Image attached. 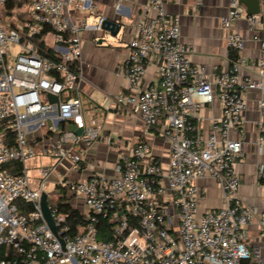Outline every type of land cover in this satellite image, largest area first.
I'll return each mask as SVG.
<instances>
[{
	"label": "built area",
	"instance_id": "2783aa9c",
	"mask_svg": "<svg viewBox=\"0 0 264 264\" xmlns=\"http://www.w3.org/2000/svg\"><path fill=\"white\" fill-rule=\"evenodd\" d=\"M8 1L0 0V264H263L261 246H250L249 228L257 226L264 246V212L242 199L237 165L244 159V141L231 134H244L249 95L256 93L254 144L263 158L256 179L264 181V37L261 56L251 64L256 75H245V41L234 30L241 19L250 29L261 24L264 30V0L258 15L231 1L220 26L228 49L240 57L218 74L194 63L193 49L182 43L181 17L166 10L167 1L181 0H145L123 62L128 94L113 98L111 108L140 121L146 136L162 138L168 162L140 138L111 167L75 150L91 147L104 132L96 113L86 118L80 85L83 39L100 34L108 17L94 0H10V12ZM195 3L199 9L201 0ZM121 8L119 2L116 10ZM93 14L91 25L87 17ZM150 67L154 78L148 80ZM215 101L220 114L209 119L204 134L195 119ZM49 134L58 136L57 144H46ZM38 156L56 164L41 167L39 185L32 188L26 163ZM65 163L69 170L90 173L81 179L65 174L56 184L82 201L87 225L71 236L64 216L50 207L56 237L41 198L50 176L59 165L67 168ZM206 178L216 181L224 206L201 213ZM21 204L30 209L23 212ZM101 220L114 223L105 239L98 233Z\"/></svg>",
	"mask_w": 264,
	"mask_h": 264
},
{
	"label": "crops",
	"instance_id": "0c3cea01",
	"mask_svg": "<svg viewBox=\"0 0 264 264\" xmlns=\"http://www.w3.org/2000/svg\"><path fill=\"white\" fill-rule=\"evenodd\" d=\"M232 0H201L199 9H196L195 0H181L180 2L167 1L166 10L181 17L182 43L193 49L191 59L194 63L207 67L209 73L218 74L231 66L229 52L226 45V32L220 26V19L225 16L230 8ZM99 6V13L104 14L112 20L120 21L124 26V41L119 50H107L99 44L98 38L101 34H87L83 39L82 75L83 81L80 85L81 96L85 102L86 118L97 115L103 121L104 132L102 138L91 147L77 145L76 151L85 153L91 160H99L111 167L121 154L129 152L140 138H146L152 145L154 152L168 162L167 146L159 136H146L144 125L130 117H119L111 108L112 99L121 94H128V83L123 72V62L127 56V46L136 34V25L146 12L145 0H94ZM121 2L123 8L117 11L116 6ZM245 9V8H244ZM76 20L79 18L74 16ZM234 30L239 33L244 41L245 48L241 55L249 62L248 67L242 69L243 74L256 75V70L251 66L261 56V42L264 30L261 24L255 29H250L245 19L237 21ZM154 78V69H148L147 79ZM257 95L252 92L249 95V107L245 113L246 123L244 134L232 132L233 139L244 141V159L237 165V171L241 176L240 194L247 206L257 208L264 212V181L256 179L258 166L263 158L257 153L255 139L258 131L256 122L259 112L256 105ZM96 110V112L94 111ZM220 114V103L215 101L201 112V119H195V123L201 127L204 134L209 129V119ZM70 129L74 126L71 124ZM58 136L49 134L46 144H57ZM43 158V157H42ZM47 166L56 164L53 159H47ZM57 166L55 173L49 178L51 188L50 195L56 193V184L59 177L68 174L72 179L88 177L90 173L85 170H69V164ZM203 197L199 202L200 212L208 209L217 210L224 206L223 192L217 186L215 180L206 178L201 182ZM49 194V193H48ZM73 206L85 213L81 200L73 198ZM250 246H261V254L264 264V246L259 239L257 226L249 228ZM43 264V263H38ZM72 264H76L73 262ZM246 264H254L249 261Z\"/></svg>",
	"mask_w": 264,
	"mask_h": 264
},
{
	"label": "trees",
	"instance_id": "16d2710c",
	"mask_svg": "<svg viewBox=\"0 0 264 264\" xmlns=\"http://www.w3.org/2000/svg\"><path fill=\"white\" fill-rule=\"evenodd\" d=\"M13 7L14 4L9 0L6 3L7 11L10 12L13 9ZM239 57L240 54L238 51L230 50L229 58L231 60V63L236 61ZM14 166H15L14 167L15 172H20L22 170L21 165L16 164ZM52 197L53 198L51 200L48 199L49 206L52 209H55L58 212V214L64 216V224L70 227L69 235L71 236L77 235L87 225V220L84 214L78 208L73 206V204L71 203L73 197L67 196L66 191L60 188L59 189L57 188L56 193ZM29 209H30L29 207L22 205L21 210L23 212H27ZM113 226L114 223H111L110 221L101 220L97 225L100 239H105L112 231ZM5 250L6 248L3 249L1 253V257H4ZM8 252L10 257H14V254L10 249L8 250Z\"/></svg>",
	"mask_w": 264,
	"mask_h": 264
},
{
	"label": "water",
	"instance_id": "95a60500",
	"mask_svg": "<svg viewBox=\"0 0 264 264\" xmlns=\"http://www.w3.org/2000/svg\"><path fill=\"white\" fill-rule=\"evenodd\" d=\"M239 4L243 6L246 9V13L248 15H258L261 12V0H239ZM124 29V25L118 21V20H112L108 18L105 20L102 24V32L100 33L103 35L104 33L109 34L112 37H117L119 33ZM100 35V36H101ZM102 37V36H101ZM99 44L103 45L105 43V40L102 38H99ZM49 101L51 103H58V98L53 95H49ZM77 135L82 134V130H77L76 131ZM49 194L48 193H43L42 198H41V211L43 214V217L48 224L50 230L52 233L58 237V229L56 227L55 220L52 215L51 208L48 204V199H49ZM62 246L64 247L65 243L62 239H60Z\"/></svg>",
	"mask_w": 264,
	"mask_h": 264
},
{
	"label": "rangeland",
	"instance_id": "374dc122",
	"mask_svg": "<svg viewBox=\"0 0 264 264\" xmlns=\"http://www.w3.org/2000/svg\"><path fill=\"white\" fill-rule=\"evenodd\" d=\"M89 24H94L96 22L95 15H90L87 17ZM125 26V24H124ZM103 39L105 40L104 46L107 48V50H119L120 46H122V43L124 41V29L119 33L117 37H112L107 33H104L101 35ZM48 162L46 161V158H42L40 156L36 157L35 159H32L26 163V168L28 171V175L30 177L31 186L38 187L39 185V169L41 167L47 166ZM47 193L50 195L51 188L46 189ZM53 197L52 195L49 196V200H51Z\"/></svg>",
	"mask_w": 264,
	"mask_h": 264
}]
</instances>
